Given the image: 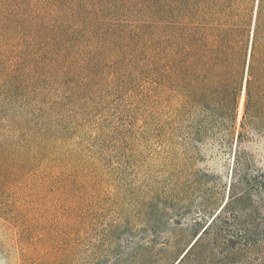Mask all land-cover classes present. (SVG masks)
I'll return each instance as SVG.
<instances>
[{"label": "trees", "instance_id": "trees-1", "mask_svg": "<svg viewBox=\"0 0 264 264\" xmlns=\"http://www.w3.org/2000/svg\"><path fill=\"white\" fill-rule=\"evenodd\" d=\"M141 82L171 165L150 227L196 216L141 264H264V0H0V156H55L74 193L100 187L108 156H137L135 110L79 138L82 118Z\"/></svg>", "mask_w": 264, "mask_h": 264}, {"label": "rangeland", "instance_id": "rangeland-1", "mask_svg": "<svg viewBox=\"0 0 264 264\" xmlns=\"http://www.w3.org/2000/svg\"><path fill=\"white\" fill-rule=\"evenodd\" d=\"M142 84L99 94L100 106L82 118L79 138L95 132V120L135 110L137 156H108L100 187L74 193L55 156H0V264H141L169 239L188 243L195 214L173 224L176 233L150 227L149 200L166 188L171 165L142 117L151 109Z\"/></svg>", "mask_w": 264, "mask_h": 264}, {"label": "bare ground", "instance_id": "bare-ground-1", "mask_svg": "<svg viewBox=\"0 0 264 264\" xmlns=\"http://www.w3.org/2000/svg\"><path fill=\"white\" fill-rule=\"evenodd\" d=\"M244 99V98H243ZM240 110H241V114H242V111H243V100H242V102H241V104H240Z\"/></svg>", "mask_w": 264, "mask_h": 264}]
</instances>
